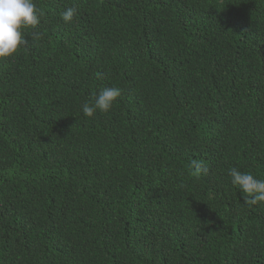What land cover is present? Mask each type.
I'll return each instance as SVG.
<instances>
[{
	"label": "trees",
	"instance_id": "1",
	"mask_svg": "<svg viewBox=\"0 0 264 264\" xmlns=\"http://www.w3.org/2000/svg\"><path fill=\"white\" fill-rule=\"evenodd\" d=\"M33 2L0 58V264H264L228 175L264 180V0Z\"/></svg>",
	"mask_w": 264,
	"mask_h": 264
},
{
	"label": "clouds",
	"instance_id": "2",
	"mask_svg": "<svg viewBox=\"0 0 264 264\" xmlns=\"http://www.w3.org/2000/svg\"><path fill=\"white\" fill-rule=\"evenodd\" d=\"M44 15L33 0H0V58L13 55L24 45L23 33L25 29L35 30ZM76 15L75 8L68 7L60 13L65 23H70ZM40 33L33 31L34 38ZM121 95L118 87L102 88L95 95L94 103H84L81 106L85 117H92L97 111L108 112ZM202 166L193 165L195 174H200ZM231 183L245 193L244 202L249 206L264 203V180L258 179L250 172H241L233 167L228 170Z\"/></svg>",
	"mask_w": 264,
	"mask_h": 264
}]
</instances>
